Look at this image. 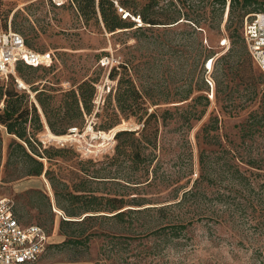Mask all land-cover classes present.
<instances>
[{
	"label": "rangeland",
	"instance_id": "374dc122",
	"mask_svg": "<svg viewBox=\"0 0 264 264\" xmlns=\"http://www.w3.org/2000/svg\"><path fill=\"white\" fill-rule=\"evenodd\" d=\"M135 1L142 7L148 0ZM257 1L264 10V0ZM211 3L159 0L147 13L166 25L136 24L135 16L128 19L132 28L108 33L99 19L85 20L71 0H0V31L11 29L33 50L53 55L51 67H22L15 72L18 82L9 83H20L32 101L34 89L57 95L85 80L96 89L93 111L80 128L61 137L46 128L36 135L41 149L62 151L41 159L47 175L24 176V164L8 162L12 137L1 127L0 199L13 203L20 223L41 226L49 235L33 264H264V96L253 97L235 72V59L230 71L220 62L232 47L231 30L242 38L253 6L231 15L226 0L213 19L218 6ZM177 19V25L168 24ZM113 69L118 77H131L145 96L154 115L145 128L122 116L105 127L118 115ZM252 74L260 75L255 67ZM215 77L227 85L217 97ZM120 131L135 133L115 140ZM190 189L185 202L175 205ZM55 193L60 205L76 213L69 220L85 218L67 227V236L60 231L65 214ZM69 194L97 200L68 206ZM119 212L120 221L113 217ZM177 223L186 225L180 236L163 230ZM68 239L83 244L64 245Z\"/></svg>",
	"mask_w": 264,
	"mask_h": 264
},
{
	"label": "trees",
	"instance_id": "16d2710c",
	"mask_svg": "<svg viewBox=\"0 0 264 264\" xmlns=\"http://www.w3.org/2000/svg\"><path fill=\"white\" fill-rule=\"evenodd\" d=\"M71 1L72 3L76 4L78 10L81 12L85 20H89L91 17H94L96 20L99 19L104 29L108 33H113L120 29L132 28L134 26L133 22L136 24L143 23L153 27L167 24L159 23L157 20L149 17L147 13L150 8L157 7L159 0H148L147 3L142 7H138L135 0ZM178 1L180 2V0ZM212 3L213 5L218 6L217 8H214V6L212 8L213 13H216L213 17V19H215L222 15L226 0H212ZM238 5H240V8L237 7ZM250 6H253L252 9H250L252 14L264 12L263 9H260V4L257 0H230L231 15H235V12H238V10L244 11V13L247 14V8ZM118 8L127 13L125 18H123L122 15L118 13ZM135 16L139 18V23L135 20L133 22L128 21V19L135 18ZM179 19L168 24L177 25ZM185 20L191 21V19ZM198 23V19L192 22L194 26ZM229 38L233 40L232 47H230L228 53L220 59V62H222V65H225L226 70L229 71L234 67L232 65L235 64V72L237 73L240 80L243 82L246 81L247 88H252L251 92L253 97L258 95L263 97L264 77L261 74H252L253 67L255 66L252 63L244 41L238 34L236 28L231 30ZM25 43L28 46L26 41ZM234 59L235 61L233 62L232 60ZM51 64L52 61L47 66L33 67L23 63H17L15 66V72L17 71L20 73L22 71V67L29 69L49 68L51 67ZM204 66H206L205 63ZM11 78L16 80L14 77L8 76L7 79L0 84V132L2 127L6 135L12 137L8 146L7 160L9 162L11 160L18 159L21 164H24L26 167V171L23 174L24 176L38 177L42 174L47 175L48 172L44 170V164L41 159L50 160L53 156H61L62 151L57 150L55 154L52 155L49 153V150L41 149V143L36 138V135L46 128L48 133L52 134V136L61 137L72 128H80L84 123L85 116H89L93 111L94 100L96 98V89L94 85L95 82L92 80H85L81 82L75 89L62 91L57 95L48 91L45 92L34 89L32 92L35 94V101H32L29 94H27L25 91H20L18 88H16L14 83L8 82ZM109 79H117V85L114 89L113 99L116 104L118 115L113 113L114 118L110 117V122L108 119L106 121L105 127L107 129L113 128L120 120L118 116H122L123 119L134 117L138 123L142 122L145 128L146 125H148L150 118L154 116L153 114L147 112V108L145 107V96L137 89L133 80L127 74H125L123 77H118L117 73L113 69L112 74L109 75ZM214 83L216 87L215 97H217L219 93H223L225 89H227V85L223 87L222 82L216 77L214 78ZM230 92L231 89L229 93L226 94V97H228ZM111 94L112 92L110 90L109 95L107 96L108 101L106 99L107 102L106 105H104L105 108L110 104ZM165 115H169V111L164 112V119ZM259 120H264V107L262 109V113L259 116ZM134 133L135 131H120L114 135V139L118 140L124 135H133ZM116 150L119 151V146H117ZM201 162L202 159H200V164ZM191 191L192 190L190 189L184 192L175 205H181L184 203L187 196L193 193ZM55 197L56 206L65 214V217L60 222V231L67 236L66 228L73 225H81L85 218L80 222L69 220L74 219L76 217V213H74L73 210L60 205V200L57 198L56 193ZM96 200L97 197L94 196L78 197L76 195L70 194L66 198L68 206H74L80 201H82L86 206H91L92 204H95ZM122 215L123 212H119L113 217L120 221ZM165 229H169L173 237H178L181 235V232L186 229V225L180 223L169 224L163 227V230ZM67 244H83V242L74 240L72 241V239H68L64 245ZM262 256L264 259V250L262 252Z\"/></svg>",
	"mask_w": 264,
	"mask_h": 264
},
{
	"label": "built area",
	"instance_id": "2783aa9c",
	"mask_svg": "<svg viewBox=\"0 0 264 264\" xmlns=\"http://www.w3.org/2000/svg\"><path fill=\"white\" fill-rule=\"evenodd\" d=\"M53 1L61 4L65 0ZM118 13L123 18L127 15L120 8ZM136 21L139 22L138 17ZM242 39L253 65L264 77V12L254 13L245 18ZM52 58L51 52L38 53L29 48L19 33L11 29L0 31V84L8 76L16 79L17 63L33 67L47 66ZM210 62L208 61L205 66L207 72L211 71L208 67ZM206 82L212 91V83L209 80ZM18 88H22L20 83ZM48 244L49 235L43 227L20 223L14 214L13 203L9 199H0V264H33L44 253Z\"/></svg>",
	"mask_w": 264,
	"mask_h": 264
},
{
	"label": "bare ground",
	"instance_id": "6f19581e",
	"mask_svg": "<svg viewBox=\"0 0 264 264\" xmlns=\"http://www.w3.org/2000/svg\"><path fill=\"white\" fill-rule=\"evenodd\" d=\"M139 23V22H138ZM211 66H212V62H210L209 64H208V67H210L211 68ZM113 132V131H112ZM50 136V135H49ZM53 138V137H52Z\"/></svg>",
	"mask_w": 264,
	"mask_h": 264
}]
</instances>
